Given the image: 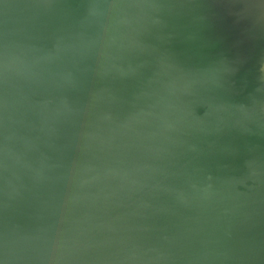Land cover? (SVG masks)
Returning <instances> with one entry per match:
<instances>
[{
  "label": "water",
  "instance_id": "obj_1",
  "mask_svg": "<svg viewBox=\"0 0 264 264\" xmlns=\"http://www.w3.org/2000/svg\"><path fill=\"white\" fill-rule=\"evenodd\" d=\"M0 264H264V0H0Z\"/></svg>",
  "mask_w": 264,
  "mask_h": 264
}]
</instances>
